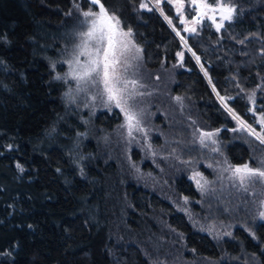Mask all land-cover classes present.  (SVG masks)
I'll return each instance as SVG.
<instances>
[{"label":"trees","instance_id":"16d2710c","mask_svg":"<svg viewBox=\"0 0 264 264\" xmlns=\"http://www.w3.org/2000/svg\"><path fill=\"white\" fill-rule=\"evenodd\" d=\"M146 1L101 0L142 49L129 136L120 108L72 107L55 79L74 0H0V264H264V182L225 171L264 145L219 101L259 128L264 0H223L233 19L188 49L173 6Z\"/></svg>","mask_w":264,"mask_h":264},{"label":"snow or ice","instance_id":"6c2138e0","mask_svg":"<svg viewBox=\"0 0 264 264\" xmlns=\"http://www.w3.org/2000/svg\"><path fill=\"white\" fill-rule=\"evenodd\" d=\"M90 3L98 6V11L89 9L82 13L85 18L83 23L86 30L79 33L81 42L76 46L72 59L67 61L70 66V72L67 75L77 81L78 87L80 84L98 87L101 97L106 96L108 103H114L117 108L124 112L128 134L131 136L134 128L136 130L142 129L139 127L140 121L137 119V114L128 106V101L134 100L137 95H142L137 89L143 85L137 79L130 78L128 71L134 67L132 62L140 58L142 50L133 42L132 30L129 28L125 31L121 27L119 18L115 14H109L101 0H90ZM156 3L159 6L160 0H156ZM189 3L196 12L192 24H200L206 18L216 25L218 31L223 27L224 21L233 19L236 12L234 6L223 2V0H214L213 3L208 2V0H189ZM140 7L148 8V5L141 3ZM176 8L181 17V23H185L183 18L184 0H176ZM148 10L151 11L152 9ZM217 13L219 14V23H217ZM165 19L168 20L169 24L172 23L167 16ZM185 31L195 32L196 28L187 27ZM193 55L195 56V53ZM178 56L183 58L182 53H178ZM196 59L199 62V57ZM205 74L207 75V73ZM213 90L215 91V89ZM217 95L219 96L218 93ZM177 99L180 98L177 97ZM219 99L233 118L238 121L241 129L264 144V114L257 121L261 125L260 131L257 132L255 128L241 120L231 108H228L225 97L220 96ZM213 135L215 134L202 133L201 142L203 143L204 138L210 139ZM213 143H215L214 140ZM214 151H218V149H214ZM225 171H231V178L238 181L245 191H247L246 185L249 183L264 182V160L260 161V167H252L250 163H244L238 166L229 165ZM199 175L196 173L193 178L195 179ZM260 218L264 219V212L260 213Z\"/></svg>","mask_w":264,"mask_h":264},{"label":"rangeland","instance_id":"374dc122","mask_svg":"<svg viewBox=\"0 0 264 264\" xmlns=\"http://www.w3.org/2000/svg\"><path fill=\"white\" fill-rule=\"evenodd\" d=\"M166 1L173 6L175 15L177 16V18L181 22V17L177 13L176 0H171V2H169V0H166ZM145 4L148 5V8H141V9L148 10V9H151V7H156L159 10V12L162 15H164L163 10L161 9V5L157 6L156 1L148 0V2L146 1ZM188 8L191 12L187 10ZM89 9H91L93 11H98V7L95 8L92 4H89V7L84 9V7L82 5V0H74V2L72 4V11H71L72 14L70 15L71 16L70 27H69V29H67L66 36H65L67 39L66 50L61 57L62 64L64 65V68H62V71H59V73L56 74L55 79L62 82V84L64 86V90H65L66 99L72 107L76 106V104H78L80 102L84 106L83 107L84 109L90 108L91 106L92 107L94 106L97 109L111 110L113 108H116L115 104L114 103H108L106 96L101 97L100 96V89L98 87H91V86L85 85V84H80L78 87L77 81L71 79V77L67 75L70 72V66L67 63V61L72 59V55H73V52L76 50V46L81 42V37H80L79 33L86 30V26L83 23L85 18L83 17L82 13L84 11H88ZM192 9L193 8L191 7L189 0L188 1L184 0L183 16H185L186 22L181 24L182 25L181 30L175 29L176 34L179 33L177 35L182 40L186 49H188V47L186 46L184 40L182 39L184 37V35L186 34V31H185L186 26L195 27L196 31H197V29L200 25L209 23L211 26H213V28L215 30H217L216 25L213 24L211 20L206 19V18L204 20H202L200 24H192V20L196 15V12L194 10L192 11ZM189 12L191 13V16L188 14ZM216 15H217V23H219L220 22L219 14L217 13ZM166 21H168V20L166 19ZM227 22H229V21L223 22V27L220 28L219 31L224 28V26L226 25ZM170 25L172 27H174L172 23ZM189 33H194V32H189ZM132 40L136 44V42L133 39V36H132ZM141 57H142V51L140 53V58L132 62L134 67L129 69L128 75H130V73H133V71L136 70L134 68H136L139 65V63L141 61ZM57 77H60V79H57ZM93 97H95V99H93ZM80 99H82V100H80ZM219 101H220V99H219ZM130 102H131V100L128 101L129 107H131ZM254 108H255V104L253 103L251 112L253 115H255V122L259 127L258 129L255 127H253V128H255L257 132H259L261 129V125L257 121H259L261 115L256 113ZM123 114H124V112H123ZM239 128L241 129L240 124H239ZM241 130L248 134L247 131H245L243 129H241ZM134 131H135V128L132 130V132H134ZM126 132L128 134V128L127 127H126ZM195 174L196 173H193L191 175V179L196 182L198 188L202 189V188L206 187V185L204 184L206 182L205 181L206 179L204 178V176H202L199 173L200 175L194 179L193 177L195 176ZM198 180H199V183H197ZM206 189L208 190V189H210V187H208ZM205 192H207V191L205 190Z\"/></svg>","mask_w":264,"mask_h":264},{"label":"water","instance_id":"95a60500","mask_svg":"<svg viewBox=\"0 0 264 264\" xmlns=\"http://www.w3.org/2000/svg\"><path fill=\"white\" fill-rule=\"evenodd\" d=\"M160 4H161V2L159 3V5H160ZM195 16H196V15H195ZM183 18H184V20H186V19H185V16H183ZM181 24H183V23H181ZM187 27H188V26H186L185 28H187ZM186 32L188 33V35H190L188 31H186Z\"/></svg>","mask_w":264,"mask_h":264}]
</instances>
